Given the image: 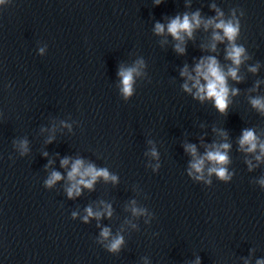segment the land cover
<instances>
[{
  "label": "water",
  "instance_id": "1",
  "mask_svg": "<svg viewBox=\"0 0 264 264\" xmlns=\"http://www.w3.org/2000/svg\"><path fill=\"white\" fill-rule=\"evenodd\" d=\"M0 264H264V0H0Z\"/></svg>",
  "mask_w": 264,
  "mask_h": 264
}]
</instances>
